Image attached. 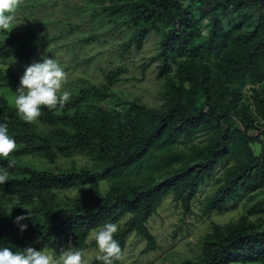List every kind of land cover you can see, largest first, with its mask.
I'll list each match as a JSON object with an SVG mask.
<instances>
[{"label":"trees","instance_id":"1","mask_svg":"<svg viewBox=\"0 0 264 264\" xmlns=\"http://www.w3.org/2000/svg\"><path fill=\"white\" fill-rule=\"evenodd\" d=\"M90 1L106 4L95 12L103 19L122 18L132 34L128 50L142 49L152 31L160 34L162 103L153 108L135 98L119 108L112 85L125 74L122 67L107 74V84L82 79L62 109L42 106L37 122L21 120L0 93V123L17 145L0 159V167L14 162L0 184L2 247L50 249L58 257L65 238L83 252L93 231L115 223L123 253L131 233L147 240V253L157 244L147 222L159 205L172 196L189 206L217 166L234 160L217 178L209 210L222 212L244 192L264 188V0ZM252 1L257 16L243 13ZM34 38L29 31L0 32V59L30 62L39 45ZM19 79L0 67V87L15 92ZM200 135L206 144L195 142ZM100 180L110 182L107 190L92 186ZM26 209L31 218L21 232L14 220ZM262 211L264 196L238 219L215 225L197 257L179 264H264V218L256 223L249 216Z\"/></svg>","mask_w":264,"mask_h":264},{"label":"rangeland","instance_id":"2","mask_svg":"<svg viewBox=\"0 0 264 264\" xmlns=\"http://www.w3.org/2000/svg\"><path fill=\"white\" fill-rule=\"evenodd\" d=\"M103 3L90 0H19L14 13L16 27L11 32L22 30L34 33V39L39 44L38 49L30 62L22 64L15 56H11L0 59V67L21 77L27 66L41 62L43 56L54 57L66 73L64 90L70 93L77 91L82 79L96 84H107L106 76L109 72L120 67L126 68L121 80L112 85L115 93L113 99H117L118 107L127 108L135 98H139L149 107H158L162 103L160 91L165 81V76L159 75L163 64L160 56V34L152 31L142 49L133 47L128 50L124 44L130 41L132 34L122 18L116 17L109 21L102 18L106 14H95L106 5ZM195 3L199 4V1L195 0ZM243 13L257 16L258 5L252 1ZM233 16H230L232 20ZM202 28L204 35H207L209 27L206 21ZM89 36L94 37L90 42H83ZM0 93L13 102L14 91L9 87H0ZM102 103L107 104L108 100L102 99ZM261 137L264 139V134ZM207 138V135H200L195 142L203 145L207 143ZM254 147L259 153L260 147ZM233 162L234 160L226 166H217L214 176L201 185L189 206L167 196L147 222L156 237L155 248L144 253L147 240L131 233L127 237L119 264H179L185 258H195L201 249L203 237L215 225L226 224L247 213L248 208L264 196V188L244 192L241 197L229 202L222 212L207 209L208 198L220 185L216 182L217 178L223 176L227 166L233 165ZM92 186L105 191L110 182L100 180ZM70 193L77 194V191ZM249 216L251 221L259 223L264 218V212ZM127 218H123L120 224L123 225ZM95 232L97 231L90 234L88 247L83 251V264H91L96 257ZM63 244L64 251L73 250L65 238ZM43 251L56 256L50 249Z\"/></svg>","mask_w":264,"mask_h":264},{"label":"clouds","instance_id":"3","mask_svg":"<svg viewBox=\"0 0 264 264\" xmlns=\"http://www.w3.org/2000/svg\"><path fill=\"white\" fill-rule=\"evenodd\" d=\"M18 5L19 0H0V32L10 33L16 27L14 13ZM65 81L66 73L54 57L43 56L41 62L27 66L14 92L13 103L19 118L31 123L40 117L42 106L49 109H57V107L62 109L71 97V93L64 90ZM16 147V141L9 134L7 124L0 123V159L9 157ZM13 166L14 162L9 161L8 167H0V184L8 181L9 168ZM14 207L17 205H13L10 211ZM30 218L27 210L26 215L15 217L14 223L23 232L28 224L22 221ZM117 231V224L107 223L94 233L97 247L95 259L102 264H116L117 261L122 260L121 246L114 238ZM83 255L81 250L67 249L56 257L51 252L38 251L31 246L23 250L0 246V264H83Z\"/></svg>","mask_w":264,"mask_h":264}]
</instances>
